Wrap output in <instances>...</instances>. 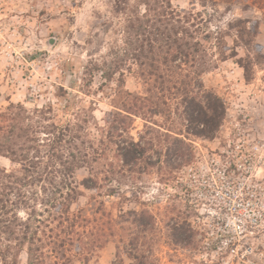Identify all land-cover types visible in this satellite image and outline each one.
Wrapping results in <instances>:
<instances>
[{
  "label": "rangeland",
  "instance_id": "rangeland-1",
  "mask_svg": "<svg viewBox=\"0 0 264 264\" xmlns=\"http://www.w3.org/2000/svg\"><path fill=\"white\" fill-rule=\"evenodd\" d=\"M145 15L144 28H162L154 18L187 28L198 53L176 57L160 40V65L149 48L130 49L128 27ZM209 96L225 108L212 140L195 135L203 126L189 123L185 103ZM241 132L264 140V0H0V189L4 171L18 186L25 168L44 174L0 205V264H29L28 247L17 259L5 252L16 242L1 225L14 215L38 229L39 264H203L174 179ZM124 148L138 159L124 164ZM85 153L76 191L56 183L58 200L70 198L59 217L45 178Z\"/></svg>",
  "mask_w": 264,
  "mask_h": 264
},
{
  "label": "built area",
  "instance_id": "built-area-1",
  "mask_svg": "<svg viewBox=\"0 0 264 264\" xmlns=\"http://www.w3.org/2000/svg\"><path fill=\"white\" fill-rule=\"evenodd\" d=\"M240 137L205 149L174 179L173 192L193 210L203 264L264 257V140Z\"/></svg>",
  "mask_w": 264,
  "mask_h": 264
},
{
  "label": "trees",
  "instance_id": "trees-1",
  "mask_svg": "<svg viewBox=\"0 0 264 264\" xmlns=\"http://www.w3.org/2000/svg\"><path fill=\"white\" fill-rule=\"evenodd\" d=\"M149 11H151L150 8H149ZM161 16L166 17L164 14ZM145 17L147 16L145 15L142 17L143 19L139 18L138 21L137 20L135 21V22H138L139 25L134 26L133 24H135V22H133L128 27L127 32L129 34L130 39L127 42V45L129 46L130 49L133 47V50H136L135 48L137 47V45H139L140 47L139 52H141V55H145L144 50L146 49V47L149 48L150 50L148 53L150 55L148 56V60L150 61L156 60V62L159 63L160 65L163 64V62H166L167 58H169L168 56H164V55L162 56L159 54L157 55V59L152 57L154 53L153 50L155 48L154 45L157 44V42L160 40H164V42L167 44L168 46L167 52L172 51L176 57L181 56L184 58H190L192 56V53H191L192 49L194 53H198L199 50L196 48H193L194 47L193 44L188 42L185 38L188 35L187 28H185L184 26L183 27L180 26L175 30L170 29L169 24H168L169 20L162 21L161 18H158V19L154 18V20L155 22H158V24H160L162 28L158 25H157V28H154L153 26H149V22H151V19H149L148 25H146L144 28L142 24H143V20L145 19ZM162 23L164 24L162 25ZM152 28L154 31H150ZM243 29H246V28H243ZM140 36L146 37L143 40L144 44L138 40V37ZM161 50H163V48H161ZM126 53L128 52L126 51ZM151 67H154V63L151 64ZM156 71L157 69L151 70L148 73H150L149 74L150 76H153L154 73H156ZM159 77L162 78V76H159ZM170 82L171 84L173 83L175 85V82H173L172 80ZM171 89H173L174 91L173 94H175L176 91L179 92V89L176 87H173ZM209 98H211V96L208 97L207 103L205 105H203L202 103H198L194 97L189 98L188 100H186L185 103H186L187 115L189 116V123L191 125L196 124V125L203 126V129H198L195 132V135H197L198 137H203L204 139H207V140H212L215 138L217 132H219L222 126L225 108H224V104L219 98L217 97H212L213 99H209ZM7 143H10L9 138H7ZM7 151L9 153L10 152L14 153V150H12L11 148L10 150H7ZM142 154L143 152L140 153V156ZM122 157H123L122 160L124 161V164H126L127 161L132 162L134 158L138 159V155L136 156V151L131 150L129 148H124V153L122 154ZM72 158H73L71 162L72 165L70 167L69 166L64 167V164L61 162V171L58 169V171L56 172H50L49 174H47V178H45V181L48 183L49 187H52L51 196H48L47 199L45 200L46 206L51 205L50 209L54 210L55 213L59 215V217H61L64 213L69 211L68 199L70 198L69 197L67 198L68 205L63 202L64 200L63 201L58 200L56 195L59 192L55 188V186L57 185L56 183L58 182V185L56 187H59V188L60 186L68 187L72 189L73 191H76L78 184L76 183V180H75V173L79 169L84 168L83 165L86 164L88 160V153H85L83 155H76V156H73ZM100 160H101L100 158H98L97 156H94L91 161V164L89 163L88 165L93 166L94 164H98ZM29 163H32V161L29 160ZM187 164L188 163L181 165L178 170H180L182 167H184ZM39 172L40 170L37 173V171L32 172L31 168H25V171H24L25 176L23 180L19 182L22 185L18 186L15 183H11V181H13L11 179L15 176L13 174L10 175L11 172L4 171V173H7L9 175L8 177L10 178V180H7V182L4 181L6 183L3 182L2 188L0 189V205L2 204L5 205L3 206V209H5L6 203H8V205L13 204L12 196L14 194H19L20 196L21 191H22L21 188L24 185L25 186L28 185L26 184V182H28L29 178H31L32 180H37L38 182L42 180V178L44 177V174H40ZM25 179H27V181H25ZM85 185L86 187H89L87 186V184ZM95 187L97 186H93L89 188H95ZM5 214H7V211L5 212ZM16 218L18 217L14 215L12 218L10 217V219L4 220L3 225H1L2 226L1 231L3 232V234L5 233L8 234V237H7L8 241L16 242L15 248H13L11 246V243L9 242L10 244L9 246H7V249L5 252L10 253L14 251L13 254H16V259H17L18 256L20 255L21 249L28 247L27 253L29 257V264H39L36 261H38L40 257L43 256L44 247L38 246V242H39V240H37L38 229L32 230V226L30 224L31 218H28L29 220H26L25 222H20V223H17L16 220L18 219ZM22 227H25V229H22ZM3 252L4 251H2L1 253Z\"/></svg>",
  "mask_w": 264,
  "mask_h": 264
}]
</instances>
